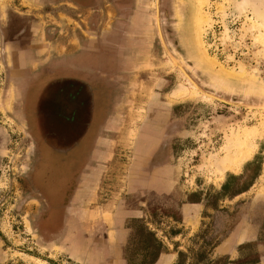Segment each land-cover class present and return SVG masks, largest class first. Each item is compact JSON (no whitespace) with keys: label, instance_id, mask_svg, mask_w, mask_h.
I'll return each mask as SVG.
<instances>
[{"label":"rangeland","instance_id":"374dc122","mask_svg":"<svg viewBox=\"0 0 264 264\" xmlns=\"http://www.w3.org/2000/svg\"><path fill=\"white\" fill-rule=\"evenodd\" d=\"M207 1L202 40L233 73L201 54L197 0L161 3L162 37L150 36L133 63L103 172L90 188L74 191L76 219L66 226L64 214L56 234L38 230L44 205L26 172L31 141L24 129L6 126L13 133L0 158V264H264V46L251 27L264 22V0ZM246 133L248 157L226 166ZM142 139L151 147L140 153ZM158 173L170 183L167 194L157 198L137 187L127 196L133 175L140 181ZM124 201L135 217L109 211L101 214L106 230L99 229V212L91 210ZM189 201L203 210L185 219L180 205Z\"/></svg>","mask_w":264,"mask_h":264},{"label":"flooded vegetation","instance_id":"af4514ba","mask_svg":"<svg viewBox=\"0 0 264 264\" xmlns=\"http://www.w3.org/2000/svg\"><path fill=\"white\" fill-rule=\"evenodd\" d=\"M69 1L84 7L81 8V11H84L85 14H76L83 25L85 23L90 25L91 22L98 21L99 16L93 18L94 10L101 13L99 9L112 8V12L106 13L103 18L104 23L113 25L110 28L112 31L106 33L102 30L100 32L101 36L108 37L106 43L102 40V43L96 46L89 44L86 47L94 48V51L81 54L85 49L82 50V44L76 43L77 40L85 39L81 35L94 38L98 34L93 29H77L78 36L75 34L76 37L74 36L73 41H68L64 45L66 48L60 49L59 52L55 51L56 61L53 73L47 76L41 73L42 75L34 82L36 86L47 85V90L44 91L43 97L38 95L40 106L32 115L31 123L15 125L12 120L7 119L5 124V127L15 126L24 129L28 137L27 140L31 141L32 148L28 152L30 160L26 172L32 191L44 205V209L36 217V221L39 226L38 230L45 234L58 233V228L61 225L60 220L66 213L68 214L66 226L76 219V212L71 211L73 209L71 202L76 198L74 191L77 188L79 190L90 188V181L103 172V167H105L103 162H107L106 157L110 153L107 144L114 138L113 129L123 111L125 96L129 93L131 86L133 63L138 56L142 55L143 51L141 52V50L150 44V36L157 33L159 37H162L161 3L164 5L163 7L166 6L165 0H154L153 8L150 6V0ZM142 4L146 5L150 12V17H147L150 18L151 25H148L145 44L131 46L128 43L131 36L125 32L131 33V27L127 28L125 24H130L134 16L133 12L139 9ZM66 8L69 6L64 0H58L54 11L63 9L68 12ZM84 20L89 21L85 22ZM85 31L89 32V35ZM67 48L70 57L59 60L63 50H67ZM95 55L99 59H95ZM60 74L61 78L58 81H62V84L58 86L55 84V76ZM6 84L4 66L0 65V89ZM6 129L10 136L13 130H9L7 127ZM142 137L145 138L144 132ZM143 142L144 144H142ZM148 142L142 139V143L138 146L140 153L151 147ZM96 150L106 151L107 156L105 158L97 157ZM6 153H9L8 146ZM6 156L7 154L1 157ZM1 161L2 159H0ZM154 166V169L157 170L161 165ZM137 167L144 169L142 163ZM134 171L135 173L145 172L140 169ZM136 175H133L129 181L127 196L132 195L133 190H137V187H142L143 190H147L157 198L169 192L170 183L166 182L159 173L147 179H143L141 176L140 181L137 180L138 176ZM157 181L165 183L167 188L165 193L158 194L149 189V186ZM124 199L126 201V196ZM188 203L199 204L200 212L203 210V204L200 201L182 202L180 205L182 214L183 205ZM126 210L137 211L135 209ZM99 229L105 231L102 226H99Z\"/></svg>","mask_w":264,"mask_h":264},{"label":"crops","instance_id":"0c3cea01","mask_svg":"<svg viewBox=\"0 0 264 264\" xmlns=\"http://www.w3.org/2000/svg\"><path fill=\"white\" fill-rule=\"evenodd\" d=\"M57 2L58 0H0V65L4 66L7 81V84L0 89V157L5 155L9 142V134L5 127L6 120H12L15 125L31 123L32 115L39 108L38 95L40 97L45 95L44 91L46 92L47 85L36 86L34 82L42 75L41 73L46 76L53 73L56 61L55 51L58 50L59 52L60 49L66 48L64 45L68 41H73L74 36L72 34H77V29H93L98 34L94 38L81 35L85 39L76 41L78 45L82 44V50L85 49L81 54L94 51V48L86 47L89 44L96 46L102 43V40L106 43L108 37L100 35L102 30L106 33L112 31L110 28L113 25L103 22L105 14L112 12V8L99 9L101 13L94 10L93 18L99 16V19L91 22L90 26L89 23L83 25L82 21L73 19L71 16V14L77 13L85 14L84 11H81V8L84 7H80L69 0H64L69 6V8H66L68 12L63 9L54 11ZM133 13L134 16L130 24H125L127 28L131 27V33L125 31L131 36L128 43L131 46L142 45L145 44L148 25H151L150 12L147 6L142 4ZM62 32L63 34H61ZM86 33L89 35V32ZM69 57L70 52L67 48V50H63L59 60L68 59ZM94 57L99 59L96 55ZM96 155L105 158L107 153L103 150H96ZM149 189L161 194L165 193L167 188L164 182L157 181L150 185ZM112 206L114 204L111 202H103L100 206L91 210L93 214L99 212L98 224L105 230L106 224L103 226L104 218L101 214L110 211L111 215L112 213L117 214V219L136 215V211L126 210L124 203L115 204L113 208ZM182 210L186 219L191 212L196 210L200 212L201 206L188 203L183 205ZM93 264L95 263L93 262Z\"/></svg>","mask_w":264,"mask_h":264},{"label":"bare ground","instance_id":"6f19581e","mask_svg":"<svg viewBox=\"0 0 264 264\" xmlns=\"http://www.w3.org/2000/svg\"><path fill=\"white\" fill-rule=\"evenodd\" d=\"M208 1L207 0H197V3H198V12H197V15H196V27H197V30H196V36H195V39H196V42L199 46V49L201 51V54L202 56L213 66H217L219 67V69L221 71H225L226 73H229L231 71H227L221 63H219V61H217L215 58H213L212 56H210L205 48V45H204V42L202 40V36H201V33H202V25L204 22L208 21L209 20V16L207 14H203L202 13V9H203V6L207 3ZM253 29L256 30L257 34L255 35L254 37V40L255 42H259L262 46H264V22L262 20H256L254 22V24H252L251 26ZM260 45V46H261ZM238 74H243L244 73V70L242 67H240ZM253 72V71H252ZM233 73V72H231ZM252 78V77H251ZM254 78V77H253ZM186 81V79H185ZM190 86V85H189ZM191 94L193 96L197 95L199 92H198V89H196V87H192L191 89ZM249 137H248V133H246V136H245V141L242 142L241 146H240V150L238 151V154L235 155L232 159V162H230L231 164H226V166H229V167H234V166H237L243 159H245L246 157H248L249 153H250V147L248 145V142H249ZM240 145V144H239Z\"/></svg>","mask_w":264,"mask_h":264}]
</instances>
